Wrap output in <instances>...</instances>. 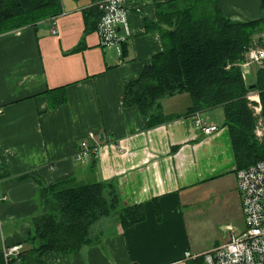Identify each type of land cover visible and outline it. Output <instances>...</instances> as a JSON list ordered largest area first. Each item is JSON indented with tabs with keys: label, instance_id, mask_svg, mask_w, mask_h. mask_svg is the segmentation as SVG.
I'll return each instance as SVG.
<instances>
[{
	"label": "crops",
	"instance_id": "obj_1",
	"mask_svg": "<svg viewBox=\"0 0 264 264\" xmlns=\"http://www.w3.org/2000/svg\"><path fill=\"white\" fill-rule=\"evenodd\" d=\"M98 1L61 0L55 34L49 19L0 32V264H8L6 248L30 247L42 211L34 175L47 185L110 182L119 210L145 211L127 229L118 214L103 218L98 243L71 255L47 252L45 264H203L205 251L227 242L238 222L244 227L224 109L187 113L191 97L177 94L162 105L180 116L150 127L148 116L125 104L126 88L163 50L158 4L178 0H125L131 36L122 55L88 26V12L101 17ZM217 1L229 18L263 15V0ZM62 90L67 101L52 106ZM198 118L218 131L205 134ZM82 141L97 147L84 161L76 158Z\"/></svg>",
	"mask_w": 264,
	"mask_h": 264
},
{
	"label": "trees",
	"instance_id": "obj_2",
	"mask_svg": "<svg viewBox=\"0 0 264 264\" xmlns=\"http://www.w3.org/2000/svg\"><path fill=\"white\" fill-rule=\"evenodd\" d=\"M61 12V0H0V32L36 25ZM88 14V26L97 28L100 14ZM156 25L163 50L136 80L127 84L125 104L137 106L148 116L150 127L180 116L166 115L162 105L165 98L177 94L191 97L187 113L222 106L238 168L263 160L264 138L256 136L257 118L247 94L259 91L264 120V70L258 72L255 82L247 84L238 63L246 56L255 35L264 33V0L263 15L254 21L226 17L217 0L158 4ZM126 50L127 43L123 54ZM63 90L52 106L67 101ZM34 178L40 186L42 211L33 218L27 240L30 247L9 264H45L47 252L71 255L98 243L96 230L100 221L116 213L124 229L145 218L143 205L118 209L119 196L110 182L77 183L68 179L47 185L37 175Z\"/></svg>",
	"mask_w": 264,
	"mask_h": 264
},
{
	"label": "built area",
	"instance_id": "obj_3",
	"mask_svg": "<svg viewBox=\"0 0 264 264\" xmlns=\"http://www.w3.org/2000/svg\"><path fill=\"white\" fill-rule=\"evenodd\" d=\"M94 5L98 6L101 11L97 25L101 45L106 48H114L119 55H122L123 45L128 42L131 36L125 0H103L95 2ZM49 20L53 23L52 33H57L56 17H51ZM262 36L264 38V33ZM246 57L247 65L255 64L264 70V44L250 49ZM258 95L259 92L257 95L249 96L248 99L256 102L254 109L261 113L262 105ZM196 125L205 134H211L219 129L216 124L205 125L199 118L196 119ZM262 125L261 123L256 131L260 138L264 135V126ZM90 137H94V135L90 134ZM96 150L97 147H91L87 141H82L76 158L84 161ZM236 178L244 227L239 234L233 232L227 242L217 244L205 251L202 254L203 264H264V159L238 169ZM22 251V244L6 248L5 256L8 264ZM186 257L191 258V253L187 252Z\"/></svg>",
	"mask_w": 264,
	"mask_h": 264
},
{
	"label": "rangeland",
	"instance_id": "obj_4",
	"mask_svg": "<svg viewBox=\"0 0 264 264\" xmlns=\"http://www.w3.org/2000/svg\"><path fill=\"white\" fill-rule=\"evenodd\" d=\"M262 44H264V38H263L262 34L261 35L260 34L255 35L253 43L250 46V48L248 49L247 53L249 52L250 49L255 48V47H260ZM247 61H248V59L245 56L244 59L238 63V66L240 67V70L242 72V78H243L244 82L247 84H251V83L255 82L257 75H258V72L261 69L259 67H257V65H255V64L247 65ZM250 66H253V67L255 66L254 71L249 70ZM256 92H259V91L258 90H250L247 94V98L251 95L253 96ZM255 105H256L255 101L249 100V107L253 111V115L257 118V126H256V130H255V133H256L257 129H259V127L261 126V123L263 124L262 126H264V120H263V116H262L263 106H262V111L260 113L254 109ZM261 105H262V102H261ZM263 134H264V128H263ZM256 136L258 137V139L264 138V135H262V137L260 138L257 133H256ZM114 215H117V213ZM234 226L236 227V229H235L236 234H239L242 231V227H243L242 222L240 221L237 223V225H234ZM218 229H219V227H218Z\"/></svg>",
	"mask_w": 264,
	"mask_h": 264
}]
</instances>
